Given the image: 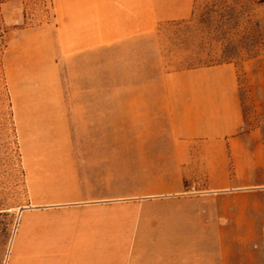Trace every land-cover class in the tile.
I'll return each mask as SVG.
<instances>
[{
	"label": "crops",
	"instance_id": "0c3cea01",
	"mask_svg": "<svg viewBox=\"0 0 264 264\" xmlns=\"http://www.w3.org/2000/svg\"><path fill=\"white\" fill-rule=\"evenodd\" d=\"M193 2L49 0L52 22L38 27H20L19 0L1 5L27 193L6 264H264V124H247L232 63L160 77L165 150L148 139L133 151L138 173L148 163L147 184L140 174L128 186L82 180L78 169L58 57L185 20ZM242 69L255 115L264 118V56ZM158 158L171 165L160 174ZM158 179L172 189L158 193Z\"/></svg>",
	"mask_w": 264,
	"mask_h": 264
},
{
	"label": "rangeland",
	"instance_id": "374dc122",
	"mask_svg": "<svg viewBox=\"0 0 264 264\" xmlns=\"http://www.w3.org/2000/svg\"><path fill=\"white\" fill-rule=\"evenodd\" d=\"M8 1L11 0H0V264L7 262L19 211L27 202L3 68L11 27L3 18L1 5ZM19 1L24 14L20 27L52 22L49 0ZM227 35L233 37L229 44ZM241 49L257 51V57L264 56V0H194L192 13L185 20L161 23L150 34L72 56H59L63 94L82 180L104 177L111 183L128 186L140 174V184H147L144 171L148 170V163H142L138 173L133 151L148 139L154 141L158 153L165 150L169 122L159 96L160 77L206 64H225V58H219L221 52L233 58L247 124H264V118L255 115L242 69L243 62L252 58H245ZM257 70L253 68L252 74H258ZM90 163L99 168L91 170ZM156 165L158 174L171 167L162 158H158ZM187 184L195 189L201 186L192 185L191 181ZM172 187L171 180L157 181L158 193Z\"/></svg>",
	"mask_w": 264,
	"mask_h": 264
},
{
	"label": "trees",
	"instance_id": "16d2710c",
	"mask_svg": "<svg viewBox=\"0 0 264 264\" xmlns=\"http://www.w3.org/2000/svg\"><path fill=\"white\" fill-rule=\"evenodd\" d=\"M226 38V44L228 43H231L232 41H231V39L233 38L232 36H229L228 37V35H227V37H225ZM225 47V46H224ZM241 50H243V52L245 53V55H246V57L245 58H247V59H250V58H254V57H257L258 55H259V52H257V51H249V50H247V49H241ZM227 52V51H226ZM225 58V59H223L224 60V62H226V63H232V60H233V58H229V57H226V56H224V55H222V52H221V54L219 55V58ZM205 60V59H204ZM198 62H201L202 60L201 59H198L197 60ZM205 66H215L214 64H206Z\"/></svg>",
	"mask_w": 264,
	"mask_h": 264
}]
</instances>
